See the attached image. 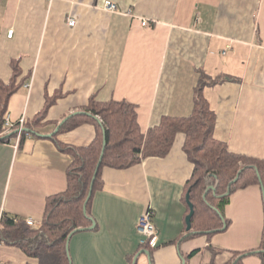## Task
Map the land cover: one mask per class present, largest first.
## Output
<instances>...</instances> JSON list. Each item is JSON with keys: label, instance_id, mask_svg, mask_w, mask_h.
Listing matches in <instances>:
<instances>
[{"label": "crops", "instance_id": "0c3cea01", "mask_svg": "<svg viewBox=\"0 0 264 264\" xmlns=\"http://www.w3.org/2000/svg\"><path fill=\"white\" fill-rule=\"evenodd\" d=\"M104 1L0 0V78L16 84L11 120L32 122L47 98L58 95L37 130L21 135L18 148L17 134L0 141V219L7 213L40 224L47 198L67 190L73 156L57 141L86 147L96 128L81 122L55 130L69 115L63 125H72L91 99L136 105L146 134L167 116L191 115L202 84L216 113L215 136L231 152L264 159V0H112L115 12ZM185 137L177 134L165 156L103 169L104 185L89 210L95 226L72 235L71 264H231L233 251L246 253L244 264H262L260 255L248 253L264 237L261 184L230 195L227 227L189 234L194 164L183 148ZM206 197L217 206L214 192ZM149 207L159 232L154 248L142 246L138 229ZM38 263L21 248L0 244V264Z\"/></svg>", "mask_w": 264, "mask_h": 264}, {"label": "trees", "instance_id": "16d2710c", "mask_svg": "<svg viewBox=\"0 0 264 264\" xmlns=\"http://www.w3.org/2000/svg\"><path fill=\"white\" fill-rule=\"evenodd\" d=\"M18 72V68L15 67V77ZM200 85L191 115L181 118L167 116L161 124L150 128L146 134L141 131L136 105L127 100L99 102L91 99L85 111L93 116L79 113L74 116L75 122L72 125L69 122L65 123L59 131H64L81 122L92 123L96 128L94 140L86 147H71L57 141L61 151L69 152L73 156V162L68 169L67 190L47 198L45 215L37 228L32 227L26 218L4 213L0 219V244L21 248L27 255L38 258V264H71L66 248L68 236L77 228L92 226L93 221L89 214L90 204L94 192L104 185L103 169L105 167L125 168L141 162L145 157L165 156L171 150L179 133H184L186 136L183 148L194 164L189 190L191 191L190 199L195 205V214L189 234L194 230L223 228L224 221L215 208L223 214L224 207L229 203L230 195L234 191L250 185L261 183L264 185V159L231 152L227 143L215 136L216 113L204 98L201 88L203 85ZM15 86L14 80L6 83L0 78V137L4 136L8 130L5 117ZM57 97L58 95L47 98L37 117L32 122H26V128L37 130L35 125L42 123L51 105L57 101ZM29 132L23 131L22 138L30 134ZM104 132L107 139L106 150L94 183L93 194L87 204V212L84 213L85 200L104 147ZM53 138L56 140V137ZM8 139L9 137L0 141ZM243 167L245 168L239 179L231 184ZM194 178L196 181L192 183ZM211 185L215 189H209V192H214L218 198L215 208L209 204L207 197L204 200L202 198ZM229 187L231 192L226 195ZM198 188L201 190L200 195L196 194ZM215 219L219 220L221 225H212ZM142 246L149 248L148 244ZM197 252V250L193 251L190 256ZM248 253L260 255L264 264V237L261 246ZM245 255L244 252L233 251L231 264H244Z\"/></svg>", "mask_w": 264, "mask_h": 264}, {"label": "built area", "instance_id": "2783aa9c", "mask_svg": "<svg viewBox=\"0 0 264 264\" xmlns=\"http://www.w3.org/2000/svg\"><path fill=\"white\" fill-rule=\"evenodd\" d=\"M52 1V0H50ZM104 7L112 12L118 11V6L115 2H113L112 0H105L104 1ZM67 22L70 26H75L77 21L75 18H73L72 16L67 18ZM149 24V20L148 19H143V25H148ZM14 33L13 29L9 30V36L12 37ZM27 86H30V84H28ZM6 125L8 127V130H12L13 128H16V130H18V138L16 141L15 146L18 148L19 146V141L21 138V135L23 133V129L26 128V122L27 120L25 118H21L17 124H15L12 120H11V116L10 113H7L6 117ZM26 221L34 228H37V224L36 222L32 219V218H26ZM138 229L139 232L141 233V235L143 236L142 239V245L144 244H148V246L150 248H154L157 246L158 242H159V232L158 229L155 225V221H154V211L151 207L147 208L141 215L139 222H138Z\"/></svg>", "mask_w": 264, "mask_h": 264}, {"label": "water", "instance_id": "95a60500", "mask_svg": "<svg viewBox=\"0 0 264 264\" xmlns=\"http://www.w3.org/2000/svg\"><path fill=\"white\" fill-rule=\"evenodd\" d=\"M76 113H87L88 115H92L90 112H87V111H79V112H76ZM71 116H72V115H69L67 118H65V119H64V120H63V121L57 126L55 132H57V131L60 129V127L63 125V123H64L65 121H67ZM92 116H93V115H92ZM94 117L97 118L99 121H101L97 116L94 115ZM23 130H24V131H30V132H33V133H34V131L31 130V129H29V128H24ZM55 132H53V133H55ZM17 133H18V130H15V131H13V132H8V133L5 134L4 136L0 137V140L3 139V138L11 137L12 135L17 134ZM53 133H51V134H46L45 136H53ZM106 142H107V139H106V133L104 132V147H103V149H102V153H101V156H100L99 162H98V164H97V167H96L95 172H94V176H93V178H92V182H91V186H90V191H89L88 197H87V199H86V201H85V204H84V213L87 212V204H88V201H89L91 195L93 194L94 183H95V180H96V178H97V175H98V172H99V169H100V166H101L102 160H103V156H104V153H105V150H106ZM244 168H245V167L241 168V169L238 171V174H237L236 178L231 182V184H233L235 181H237V180L239 179V176H240L241 172L244 170ZM261 184H262V183H261ZM262 187H263V189H264L263 184H262ZM210 189H215V187H214L213 185H211V186H210ZM208 190H209V188H208ZM208 190H207V191H208ZM230 192H231V187H229V189H228L226 195H227V194H230ZM190 196H191V191L189 190V192L187 193V201H188V204H189V207H190V213L188 214V216H187V218H186V223H187V229H188V230H190V229L192 228V218H193V216H194V214H195V205H194V203L191 201ZM213 207H214V206H213ZM214 208H215V207H214ZM215 210L220 214L221 218L223 219L224 224H225L224 228H225V227H226V220H225L223 214H222V213L220 212V210H218L217 208H215ZM91 219H92V221H93V224H92V226H90V228H93V226H95V221L93 220V218H91ZM82 229H85V228H82V227H81V228H77V229L73 230V231L69 234V236H68V241H67V251H68V253H69V243H70V239H71L72 235H73L76 231H80V230H82ZM212 231H214V230L207 231V233H208V232H212ZM145 253H146L148 256H150V251L146 250ZM136 261H137V260L135 259V261L133 262V264H136Z\"/></svg>", "mask_w": 264, "mask_h": 264}, {"label": "rangeland", "instance_id": "374dc122", "mask_svg": "<svg viewBox=\"0 0 264 264\" xmlns=\"http://www.w3.org/2000/svg\"><path fill=\"white\" fill-rule=\"evenodd\" d=\"M199 175V174H198ZM196 181V178H194L193 180H192V183H194ZM201 188V187H200ZM196 194L197 195H200L201 194V190L198 188V191H196ZM87 199V198H86ZM86 201V200H85ZM37 224V223H36ZM38 225V224H37ZM68 241V240H67ZM66 248H67V243H66Z\"/></svg>", "mask_w": 264, "mask_h": 264}]
</instances>
